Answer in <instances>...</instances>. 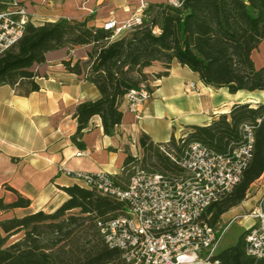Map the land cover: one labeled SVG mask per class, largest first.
I'll return each mask as SVG.
<instances>
[{"label":"trees","instance_id":"trees-1","mask_svg":"<svg viewBox=\"0 0 264 264\" xmlns=\"http://www.w3.org/2000/svg\"><path fill=\"white\" fill-rule=\"evenodd\" d=\"M23 1V0H22ZM140 23L118 36L84 20L59 19L39 24L27 22L22 37L0 55V85H26L37 90L33 70L45 61V53L61 47L90 45L85 60H63L65 69L91 82L96 99L77 103L72 116L76 129L71 143L84 149L82 140L88 122L98 115L105 135H114L122 120L120 108L125 95L147 79L144 68L158 62L168 74L173 63L186 66L201 83L213 88L264 91V65L255 67L251 52L264 39V0H183L179 7L148 1ZM151 91V88L146 84ZM253 135L251 157L238 183L212 203L208 222L218 225L221 215L240 204L251 185L264 172V102L244 100L227 112L212 114L206 124H187L177 137L155 142L142 132L139 159L125 149L117 173L105 174L113 184L125 188L136 169L162 174L179 172L170 155L178 156L192 141L223 153L229 144L242 139L244 126ZM72 175V172H68ZM15 200L0 198V211L29 206L30 199L5 185ZM66 199L51 212L41 209L21 216L0 219V264H124L121 254L109 248L98 221L117 215L123 204L101 195L80 181L61 186ZM245 228L235 244L208 257L216 264H264L247 255ZM14 236L16 238L12 239Z\"/></svg>","mask_w":264,"mask_h":264},{"label":"crops","instance_id":"crops-1","mask_svg":"<svg viewBox=\"0 0 264 264\" xmlns=\"http://www.w3.org/2000/svg\"><path fill=\"white\" fill-rule=\"evenodd\" d=\"M23 2L28 19L34 24L88 18L89 25L101 27L109 19L122 23L141 13L138 0ZM90 48V45L65 46L46 52L45 61L33 66L38 74L37 90H22L21 85H0V198L4 202L15 200V193L5 187L8 185L30 199L25 208L0 211V219L39 209L54 210L67 197L60 187L78 182L68 172L117 173L125 149L132 155L139 151L138 137L142 132L155 142H165L171 135L177 137L185 125L206 124L212 114L227 112L235 102H264V91L241 90L231 94L223 87L205 86L194 72L178 63L172 64L167 75L157 77L155 74L163 67L154 62L143 70L151 95L139 105L138 111H130L123 101L121 123L111 136L103 133L100 117L92 116L82 137L85 148L78 149L70 141L76 129L72 116L74 107L83 100L96 99L99 93L82 75L67 71L62 61L85 60ZM251 58L255 67L264 65V39L251 52ZM188 82L195 83V92L184 90ZM78 151L84 153L78 156ZM262 183L264 172L251 183L246 198L228 210L232 218L222 219L226 211L221 215V222L239 218L257 204L263 207ZM239 222L244 229L247 227L244 221Z\"/></svg>","mask_w":264,"mask_h":264},{"label":"built area","instance_id":"built-area-1","mask_svg":"<svg viewBox=\"0 0 264 264\" xmlns=\"http://www.w3.org/2000/svg\"><path fill=\"white\" fill-rule=\"evenodd\" d=\"M23 1L0 0V55L22 37L29 22ZM138 1L141 10L148 2ZM159 1L173 7L183 2ZM140 20V15L122 23L109 19L102 27L115 36L138 25ZM184 90L195 92L197 88L188 82ZM150 95L146 83L141 82L125 95L124 102L136 113ZM252 149L253 135L246 125L242 139L230 143L223 153L192 141L178 156L170 155L180 169L175 174L136 169L125 188L113 184L101 171L74 172L70 176L123 204L120 213L98 221L97 226L105 244L120 252L124 264H197L201 255L205 264H216L208 257L216 252L226 225H211L207 209L238 183ZM83 153L78 151L76 155ZM246 216V253L264 259V209L257 204Z\"/></svg>","mask_w":264,"mask_h":264},{"label":"rangeland","instance_id":"rangeland-1","mask_svg":"<svg viewBox=\"0 0 264 264\" xmlns=\"http://www.w3.org/2000/svg\"><path fill=\"white\" fill-rule=\"evenodd\" d=\"M21 86H22V88H21L22 90L27 89L26 85H21ZM136 155L139 157V159L142 157V152L140 151V149ZM262 185H263V189H264V183H262ZM263 209H264V204H263ZM248 212L241 213V215H240L241 217L234 218L231 221H228L224 224L221 222V218H220V221H219L218 225H216V226L217 227H224L226 225V228H225V231H224V233L221 237V240L218 244V248H217L216 252L218 250H221L222 248L231 246V245L236 243L240 234L244 230L243 224H242V222H239V220L244 221V225L247 226L249 224V219L246 216L248 214ZM231 213H232L231 211H228L226 214L223 215L222 219L225 220L228 218L227 220H229L233 216V214H231ZM243 216H245V218H242ZM242 219H244V220H242ZM16 237L17 236H14L12 239H14ZM197 264H205L204 255L203 256L201 255L199 257V262Z\"/></svg>","mask_w":264,"mask_h":264}]
</instances>
